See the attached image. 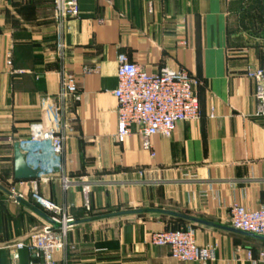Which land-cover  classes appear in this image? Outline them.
Returning a JSON list of instances; mask_svg holds the SVG:
<instances>
[{
	"label": "crops",
	"instance_id": "1",
	"mask_svg": "<svg viewBox=\"0 0 264 264\" xmlns=\"http://www.w3.org/2000/svg\"><path fill=\"white\" fill-rule=\"evenodd\" d=\"M77 1L79 17L65 23L62 38L79 100L69 105L57 157L47 142L21 145L32 123L58 130L52 0H0V264L12 263L7 246L47 221L33 193L74 219L56 264H254L247 253L255 259L264 238L232 229L229 209L264 206V116L255 115L245 75L264 64V0ZM120 53L148 73L195 75L199 119L150 137V149L135 128L117 143ZM16 142L39 171L35 179L14 178ZM186 226L198 246H215L213 261H178L149 243L152 232ZM31 259L26 250L16 256L17 264Z\"/></svg>",
	"mask_w": 264,
	"mask_h": 264
},
{
	"label": "built area",
	"instance_id": "2",
	"mask_svg": "<svg viewBox=\"0 0 264 264\" xmlns=\"http://www.w3.org/2000/svg\"><path fill=\"white\" fill-rule=\"evenodd\" d=\"M52 4L58 31L56 59L59 91L55 96L58 130L51 126V122L32 123L29 125V137L21 145L47 142L51 152L58 157L63 152L66 132L69 130V105L79 100L74 77L65 69L62 31L68 20L79 17V5L77 0H52ZM116 62L117 84L112 94L116 99L114 139L117 143H123L135 128L141 137L142 147L150 149V137H168L176 124L199 119L197 90L200 81L195 75L183 69L168 68L148 73L123 53L118 54ZM245 75L253 83L255 115L264 116V64L261 67H247ZM70 184L67 177H62L64 189ZM81 191L87 196L89 186L83 185ZM12 197L17 196L13 194ZM33 199L47 214L48 220L25 240L6 247L12 256L11 264H17V253L22 250L28 251L32 257L28 264H56L54 254H63L69 248L68 234L73 228L74 219L63 205L43 200L36 193H33ZM85 206H88L87 197ZM229 224L234 230L264 238V206L250 210L237 204L232 205L229 209ZM149 243L167 247L171 258L182 262H207L215 259V246H198L192 226L152 232ZM247 256L254 264L264 262V246L257 251L255 259L250 251Z\"/></svg>",
	"mask_w": 264,
	"mask_h": 264
},
{
	"label": "water",
	"instance_id": "3",
	"mask_svg": "<svg viewBox=\"0 0 264 264\" xmlns=\"http://www.w3.org/2000/svg\"><path fill=\"white\" fill-rule=\"evenodd\" d=\"M25 157H26V154L22 150L20 143L19 142L14 143V178L16 180H32V179H35L39 175L38 170L32 169L31 167L28 166ZM245 234H248V233H245ZM249 235H252V234H249Z\"/></svg>",
	"mask_w": 264,
	"mask_h": 264
},
{
	"label": "trees",
	"instance_id": "4",
	"mask_svg": "<svg viewBox=\"0 0 264 264\" xmlns=\"http://www.w3.org/2000/svg\"><path fill=\"white\" fill-rule=\"evenodd\" d=\"M261 13H262L261 15H263L262 24L264 25V9H262Z\"/></svg>",
	"mask_w": 264,
	"mask_h": 264
}]
</instances>
